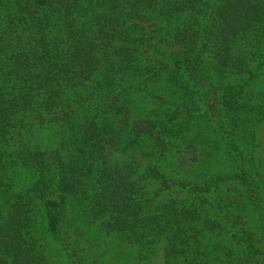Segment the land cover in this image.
<instances>
[{
    "label": "trees",
    "instance_id": "1",
    "mask_svg": "<svg viewBox=\"0 0 264 264\" xmlns=\"http://www.w3.org/2000/svg\"><path fill=\"white\" fill-rule=\"evenodd\" d=\"M262 127L264 0H0V264H264Z\"/></svg>",
    "mask_w": 264,
    "mask_h": 264
},
{
    "label": "rangeland",
    "instance_id": "2",
    "mask_svg": "<svg viewBox=\"0 0 264 264\" xmlns=\"http://www.w3.org/2000/svg\"><path fill=\"white\" fill-rule=\"evenodd\" d=\"M261 129L264 132V127H262ZM181 160L182 159H180L179 164L182 166L183 170H185V169L189 170L188 160L185 159V163H181ZM222 162L219 161L217 163L221 164ZM224 164H227V162L224 161ZM179 172L182 175H185V173L181 172V170ZM261 176H262V178H264V167L262 169ZM263 192H264V184H263ZM248 214H250L252 226L253 227L260 226V222H259L260 220H259L257 214L254 213L253 211H248ZM104 244H106L105 246H108L109 243L104 242ZM113 247H115V248H113ZM109 248H110V252L101 261V264H137L135 261H133L134 255L129 254L127 250L125 251V247L123 245H120L119 241H117L116 244H113ZM121 251H122V253H120ZM54 252L52 253V255L54 258H56V254ZM141 264H164V255H163V253H160L158 257L153 258L152 260H149L147 262H142Z\"/></svg>",
    "mask_w": 264,
    "mask_h": 264
}]
</instances>
